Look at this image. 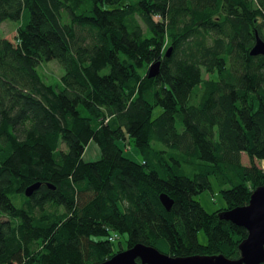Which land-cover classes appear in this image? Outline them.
<instances>
[{"label":"trees","instance_id":"16d2710c","mask_svg":"<svg viewBox=\"0 0 264 264\" xmlns=\"http://www.w3.org/2000/svg\"><path fill=\"white\" fill-rule=\"evenodd\" d=\"M9 19L19 25L13 40L0 35V264H94L138 242L239 258L248 231L219 213L264 185V55L250 53L264 0H0V24ZM51 60L65 70L55 83L39 70ZM91 141L101 156L85 161ZM212 177L227 206L209 212L195 196Z\"/></svg>","mask_w":264,"mask_h":264},{"label":"water","instance_id":"95a60500","mask_svg":"<svg viewBox=\"0 0 264 264\" xmlns=\"http://www.w3.org/2000/svg\"><path fill=\"white\" fill-rule=\"evenodd\" d=\"M172 47L167 50L170 56ZM252 55H264V39L258 34L251 52ZM161 61L150 65L148 76L155 77L160 73ZM55 189L53 184H48ZM41 186L35 182L25 189L26 196H31ZM160 200L170 210L174 200L161 193ZM220 217L247 229V237L240 243L241 256L229 258L223 253L216 255L195 254L190 256H172L158 248L145 243H136L131 247L117 252L111 258L94 264H262L264 263V185L257 187L248 204L225 209Z\"/></svg>","mask_w":264,"mask_h":264},{"label":"rangeland","instance_id":"374dc122","mask_svg":"<svg viewBox=\"0 0 264 264\" xmlns=\"http://www.w3.org/2000/svg\"><path fill=\"white\" fill-rule=\"evenodd\" d=\"M18 25H19L18 21H14L10 19L4 21L3 23L0 24V35L13 40L14 36L17 33ZM39 70L41 71L47 82H51V83H55L59 81L61 76L65 72L62 65H60L56 60H51L42 63ZM161 111H162V107L157 106L154 110V117L159 115ZM138 153H139L138 150L134 146L128 147L125 150V154L127 155V157L133 158L135 160H141V156ZM100 156H101V151L99 146L94 141L89 142L83 154L84 160L94 161L100 158ZM242 161L246 165L250 164V159L246 153L242 154ZM255 163L259 167H262L264 169V159H256ZM211 180H212V188L204 192H201L200 194L195 196V198L199 200L201 204L204 206V208L209 212H213L216 209L227 206L225 199L221 195V191H220L221 186L218 184V182L214 177H212ZM16 197L18 198L15 199V202H20L21 196H16ZM115 235L117 234L113 233L111 236H115ZM126 238L127 235L125 233H120L119 238L114 239V244L116 246H120V245L126 246ZM199 241L201 243H205L207 241L206 235L204 234L203 231L199 232Z\"/></svg>","mask_w":264,"mask_h":264},{"label":"built area","instance_id":"2783aa9c","mask_svg":"<svg viewBox=\"0 0 264 264\" xmlns=\"http://www.w3.org/2000/svg\"><path fill=\"white\" fill-rule=\"evenodd\" d=\"M116 236H117V235H115V236H111V237H110V240L113 241V240L116 238Z\"/></svg>","mask_w":264,"mask_h":264}]
</instances>
